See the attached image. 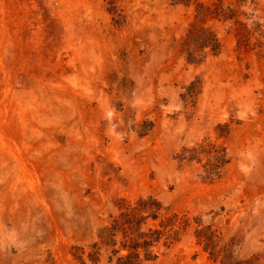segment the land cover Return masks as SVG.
Instances as JSON below:
<instances>
[{
  "label": "rangeland",
  "instance_id": "374dc122",
  "mask_svg": "<svg viewBox=\"0 0 264 264\" xmlns=\"http://www.w3.org/2000/svg\"><path fill=\"white\" fill-rule=\"evenodd\" d=\"M193 23L220 42L200 63ZM204 139L213 179L179 157ZM148 195L264 264V0H0V264H81ZM195 229L147 264H221Z\"/></svg>",
  "mask_w": 264,
  "mask_h": 264
},
{
  "label": "trees",
  "instance_id": "16d2710c",
  "mask_svg": "<svg viewBox=\"0 0 264 264\" xmlns=\"http://www.w3.org/2000/svg\"><path fill=\"white\" fill-rule=\"evenodd\" d=\"M201 7V8H200ZM197 10V17L204 14L203 7ZM186 59L190 63L203 61L202 54L210 50L220 52V42L216 34L205 27L192 24L187 38ZM180 159L187 162L203 163L206 176L213 179L220 176L221 169L229 163L225 146L212 143L208 139L192 147H184ZM115 213L97 232L96 239L87 248L77 247L73 252L81 264H147L158 257L161 247L166 249L179 242L188 229L196 224L197 243L221 264H255L252 259L240 260L217 238L211 225L202 226L200 217L173 211L153 195L141 196L133 201L122 199ZM219 248V249H218ZM227 251V252H226Z\"/></svg>",
  "mask_w": 264,
  "mask_h": 264
}]
</instances>
